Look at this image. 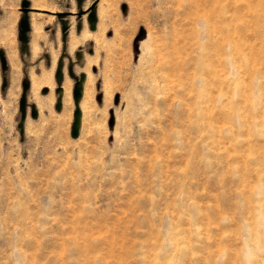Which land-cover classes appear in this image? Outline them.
Listing matches in <instances>:
<instances>
[{"label":"rangeland","instance_id":"obj_1","mask_svg":"<svg viewBox=\"0 0 264 264\" xmlns=\"http://www.w3.org/2000/svg\"><path fill=\"white\" fill-rule=\"evenodd\" d=\"M27 1L21 47L0 0V264H264V0Z\"/></svg>","mask_w":264,"mask_h":264},{"label":"water","instance_id":"obj_2","mask_svg":"<svg viewBox=\"0 0 264 264\" xmlns=\"http://www.w3.org/2000/svg\"><path fill=\"white\" fill-rule=\"evenodd\" d=\"M28 1L27 0H21V7L20 9L23 11V15L20 17L19 19V22L18 24H20V29H19V36L18 38L20 39L21 41V47L24 45L25 42H27L28 38H27V31L29 30L30 26H29V23H28V19H27V15L26 13L30 10V7L28 6ZM95 2H91L89 5H88V9H80L76 12H72V11H59V12H51V13H55V15L59 16V15H64L66 13H70V14H73V13H76V15L80 16L82 13H87V21L88 22H91L95 19ZM44 12L45 11H49L47 9L43 10ZM50 12V11H49ZM62 22V30L65 31V29L67 28V24L66 22ZM0 68H1V72L2 74H4L1 78V82H2V85H1V92H4V89L7 85V82H6V78H5V73H6V70H7V64H6V57H5V53H4V50H2L0 48ZM56 77L59 78L60 77V71L59 69L57 70L56 72ZM73 97L74 99L78 98L81 94H80V88L78 87V85H76L73 89ZM19 110L21 112V117H24L25 116V101H24V97H22L20 100H19ZM36 114V110L35 109H32L31 110V116L35 115Z\"/></svg>","mask_w":264,"mask_h":264},{"label":"bare ground","instance_id":"obj_3","mask_svg":"<svg viewBox=\"0 0 264 264\" xmlns=\"http://www.w3.org/2000/svg\"><path fill=\"white\" fill-rule=\"evenodd\" d=\"M4 50V49H3ZM4 53H5V51H4ZM6 57V56H5ZM6 62H7V60H6ZM7 65H8V62H7Z\"/></svg>","mask_w":264,"mask_h":264}]
</instances>
